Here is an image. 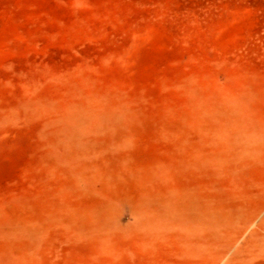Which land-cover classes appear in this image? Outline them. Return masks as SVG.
I'll list each match as a JSON object with an SVG mask.
<instances>
[{"label":"rangeland","instance_id":"374dc122","mask_svg":"<svg viewBox=\"0 0 264 264\" xmlns=\"http://www.w3.org/2000/svg\"><path fill=\"white\" fill-rule=\"evenodd\" d=\"M0 264H264V0H0Z\"/></svg>","mask_w":264,"mask_h":264}]
</instances>
